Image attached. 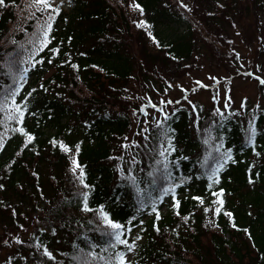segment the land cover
<instances>
[{
  "label": "trees",
  "instance_id": "trees-1",
  "mask_svg": "<svg viewBox=\"0 0 264 264\" xmlns=\"http://www.w3.org/2000/svg\"><path fill=\"white\" fill-rule=\"evenodd\" d=\"M191 1L218 31L264 12V0ZM49 3L0 4V240L13 247L0 264H119L121 254H131L126 264H264V112L244 125L205 116L192 137L189 111L178 109L142 144L131 134L130 81L195 66L192 26L162 27L178 12L187 23L182 0ZM50 69L23 107V77Z\"/></svg>",
  "mask_w": 264,
  "mask_h": 264
},
{
  "label": "rangeland",
  "instance_id": "rangeland-1",
  "mask_svg": "<svg viewBox=\"0 0 264 264\" xmlns=\"http://www.w3.org/2000/svg\"><path fill=\"white\" fill-rule=\"evenodd\" d=\"M182 3L186 7L183 14L187 23L181 20L182 16L178 12V16L175 15L171 22L162 25L163 31L182 32L189 23L196 41L195 54L198 57H192L195 66L185 74L173 70V63H170L168 68L159 66L152 81L145 85L140 86L133 79L128 84V93L133 97L132 105L136 115H133L131 134L141 144L147 140V133L159 121L178 109L189 111V130L192 137L195 135L198 120L205 116L229 115L236 117L244 125L251 115L264 112V83H261L264 81V12H252L245 20L234 19L231 25H225L223 30L218 31L203 24L200 14L197 13L200 12L197 4L194 5L191 0H182ZM194 8L197 12L192 11ZM213 39L217 40L215 45L218 46L211 48L207 44ZM167 69H172L173 72ZM51 72L52 69L44 74L25 76L23 92L16 100L24 107L37 95L43 94L42 82ZM218 182L217 178H213L205 184L213 187ZM202 198L208 199L207 194ZM221 200V196H214L212 205H218ZM168 204L172 205L171 200ZM165 209L162 208V213ZM158 218L159 214H156L144 220L153 223ZM25 236L26 234L23 237ZM52 239L56 247L64 246L63 236L57 235ZM137 240L140 242L142 239ZM11 253L12 245L0 240V261L5 260ZM131 258V254L124 256L125 261Z\"/></svg>",
  "mask_w": 264,
  "mask_h": 264
},
{
  "label": "snow or ice",
  "instance_id": "snow-or-ice-1",
  "mask_svg": "<svg viewBox=\"0 0 264 264\" xmlns=\"http://www.w3.org/2000/svg\"><path fill=\"white\" fill-rule=\"evenodd\" d=\"M3 2H4V0H0V4H3ZM37 3L43 4L44 9H48V8L51 7V5H50V3H49V0H37ZM42 10H43V9H42ZM52 11H53V12H58V10L55 9V8H53ZM48 30H49V31L51 30V23H49V25H48ZM45 42H47V38H46ZM261 83H264V81H261ZM21 115H22V114H21ZM253 135H255V130H254V129H253ZM31 139H32V138L29 137V140H31ZM62 147H63V146H62ZM65 150L67 151V149H65ZM228 158L230 159L231 157L229 156ZM74 163H75V161H74ZM86 200H87V197H85V208H84V210H85V211H88L89 209L87 208ZM153 211H154V212L156 211L155 207L153 208ZM217 212H219V209H217ZM229 215H230V214H229ZM104 219H105V221H107V223H108L113 229H117V230H118V229L121 228V225H119V224H115V223H112L110 220H108V217H107L106 215L104 216ZM115 239H116L117 243H121V244H125V245H127V242H126V241L120 239V234H119V233L116 235ZM127 246L129 247V250H131V248L133 247L132 245H127ZM120 264H126V262H125V260H124V256H123L122 254L120 255Z\"/></svg>",
  "mask_w": 264,
  "mask_h": 264
}]
</instances>
